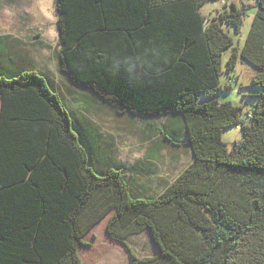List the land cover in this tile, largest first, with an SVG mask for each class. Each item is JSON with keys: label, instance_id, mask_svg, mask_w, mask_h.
<instances>
[{"label": "trees", "instance_id": "1", "mask_svg": "<svg viewBox=\"0 0 264 264\" xmlns=\"http://www.w3.org/2000/svg\"><path fill=\"white\" fill-rule=\"evenodd\" d=\"M208 1L54 0L60 74L117 116H165L159 133L172 145L183 134L192 161L153 198L50 80L0 48V264H82L84 235L108 214L110 240L127 248L147 229L157 247L148 257L127 248L129 264H264V0L241 47L223 27L239 34L243 11L207 19ZM238 60L258 90L247 123L216 98ZM236 125L228 148L221 132Z\"/></svg>", "mask_w": 264, "mask_h": 264}, {"label": "rangeland", "instance_id": "2", "mask_svg": "<svg viewBox=\"0 0 264 264\" xmlns=\"http://www.w3.org/2000/svg\"><path fill=\"white\" fill-rule=\"evenodd\" d=\"M54 4V0H0L1 51L17 67L34 70L50 80L72 118L100 136L102 149H107L106 158L122 168L128 178L144 181L145 196L156 197L192 161L182 132L174 138L175 145H172L164 141L159 133L166 123L165 116L152 119L129 114L117 116L93 93L72 85L60 74L56 60L58 46ZM230 4L243 11L241 30L234 35L231 28H223L233 38L234 44L241 47L256 10L255 0L208 1L200 11L210 19L228 10ZM253 72L251 65L238 60L232 72L236 80L232 89L216 96L219 102H230L240 108V119L246 123L249 121L246 112L254 102L252 96L258 93L256 88L248 85ZM221 81H224L223 77ZM221 139L231 148L241 140L240 127L236 125L224 129ZM150 151L156 152L153 160L145 157ZM135 164L139 167L133 168ZM108 216L84 235V245L78 249L82 264H129L127 248L138 257L157 253L147 229L128 236L127 248L110 240L105 233Z\"/></svg>", "mask_w": 264, "mask_h": 264}]
</instances>
